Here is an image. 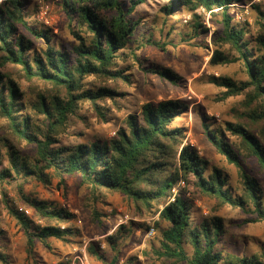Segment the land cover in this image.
Masks as SVG:
<instances>
[{"label": "trees", "instance_id": "1", "mask_svg": "<svg viewBox=\"0 0 264 264\" xmlns=\"http://www.w3.org/2000/svg\"><path fill=\"white\" fill-rule=\"evenodd\" d=\"M242 2L58 0L68 19L69 47L49 26L31 21L26 0L0 2V202L22 230L29 258L35 259L37 243L51 250L52 238L69 243L79 231L72 223L73 213L55 201L26 194L24 185L36 182L46 187L53 177L63 182L65 176L79 175L92 201L117 193L131 204L135 218L157 216L153 226L160 237L150 243L149 252L160 264H264L259 254L239 256L222 247L227 231L216 214L230 206L248 216L246 223L264 221V183L246 167L252 160L264 174V11L253 6V30L230 12L231 4ZM149 3H155L166 18L182 11L190 14L189 20L182 15L178 20L189 27L185 42L210 32L195 12L198 7L210 11L218 24L210 64L241 62L244 67L245 80L209 77L222 89L220 101L244 96L240 120L216 124L208 122L207 115L200 117L207 140L237 168L240 192L229 185L221 169L210 166L195 146L186 143L185 127L173 125L189 110L184 100L142 103L139 110L124 115L107 139L62 141L74 121L88 127L80 113L83 106L100 123L109 121L112 110H122L126 92L120 88L131 85L129 70L134 64L172 84L180 80L173 69L145 66L138 56L144 46L164 50L167 44L151 35L137 38L145 21L134 15ZM128 61L132 64L124 65ZM226 133L239 139L237 146L225 138ZM8 187L14 188L24 206L9 197ZM205 198L214 201L213 214L196 223L194 201ZM99 216L93 209V220L99 222ZM133 228L131 221L106 236L111 256L100 249L99 241L90 242L86 250L103 264H120V240ZM2 235L0 229V264H9ZM55 264L72 263L60 259ZM121 264L142 263L133 255Z\"/></svg>", "mask_w": 264, "mask_h": 264}, {"label": "rangeland", "instance_id": "2", "mask_svg": "<svg viewBox=\"0 0 264 264\" xmlns=\"http://www.w3.org/2000/svg\"><path fill=\"white\" fill-rule=\"evenodd\" d=\"M251 0H245L241 4L231 7L233 13L240 22H247L251 29L256 28L254 20L256 11L253 6L260 7L264 11V0H258L249 4ZM48 7V9H47ZM26 10L30 19L36 25H47L58 38L68 47L72 37L68 33V19L65 12L59 6L58 0H26ZM180 15L166 18L158 11L155 3L142 5L138 8L135 17H140L144 27L137 33V38H147L149 35L154 40L166 41L165 49L161 50L155 46H144L137 53L143 65L148 67L173 69L180 80L172 84L163 80L156 74L145 73L134 64L129 70L131 73V85H123L120 91L126 92L122 99V110H112L107 123H100L90 110L83 106L80 110L86 117L88 127H84L81 121H74L75 126L70 127L67 135L62 137L64 143L87 142L95 138L107 139L114 135L116 129L122 124L124 115L128 112L137 111L142 103L146 101L158 102L163 99H180L189 105L188 112L177 118L173 125H181L186 129V143L195 146L200 154L204 156L210 166L221 169L227 176L229 185L240 192L241 181L237 168L229 164L224 156L220 155L212 144L207 140L201 124V115H207L210 123L223 124L224 121L236 122L244 112V96L230 97L224 101L219 100L221 88L210 82L211 75H224L235 80H245L247 75L241 62L230 64L212 65L209 59L212 54V36L218 24L212 14L208 17L201 15L203 24L209 28L207 35L185 42L184 35H189V27L178 22L184 18L186 11ZM75 23V21H74ZM77 26V22L75 23ZM148 29V30H147ZM145 39H143L144 41ZM136 44V43H135ZM128 61L124 65H130ZM225 138L233 146H237L239 139L226 133ZM239 151V149H237ZM247 171L260 177L264 183V174L259 172L254 161H248ZM264 185V184H263ZM9 197L13 198L17 205L24 206L16 196L13 187H8ZM26 194L36 195L41 199L55 201L60 206L73 213L72 223L78 229V236L74 241L63 243L52 238V249L46 250L40 243L36 244L35 259L28 257L25 250V237L16 225L15 220L10 217L0 202V229L3 231L2 241L9 264H55L60 259L69 260L72 264H81V259L86 257L89 264H103L87 252V246L92 241L100 242V249L111 256L104 240L116 228L130 225L134 222L132 231L124 233L120 240V261L121 264L128 256L136 255L142 264H160L155 261L149 252V245L152 241L158 242L159 233L147 237L146 226L154 225V218H135L131 204L117 193H108L99 202L92 201L89 189L81 184L79 175L65 176L60 182L53 177L49 186H42L36 182H28L24 185ZM214 201L207 198L201 201H194L192 217L196 223L202 221L205 216L212 213ZM96 209L100 216L99 222L92 218V210ZM216 214L223 218L226 227V234L223 237L222 247L236 255L259 254L264 257V221L258 223H246L248 217L238 209L225 206ZM143 225V228L139 225ZM148 252V255L144 253Z\"/></svg>", "mask_w": 264, "mask_h": 264}, {"label": "built area", "instance_id": "3", "mask_svg": "<svg viewBox=\"0 0 264 264\" xmlns=\"http://www.w3.org/2000/svg\"><path fill=\"white\" fill-rule=\"evenodd\" d=\"M1 1L2 0H0V2ZM256 1H258V0H251V2L249 4H252V3L256 2ZM237 5H239V4L233 3L230 6L234 7V6H237ZM47 9H48V7H47ZM215 10H217V9H215ZM195 12L197 14H199V15H202V14L206 15L207 17L211 14L210 11H206L203 7H198ZM241 17L242 16H238V18H239L238 20H240ZM183 19H184V21L189 20L190 19V14L185 15V17ZM146 235H147V237H152V236L155 235V228H154L153 225L149 226L148 230L146 231ZM81 264H89L86 257H83V259H81Z\"/></svg>", "mask_w": 264, "mask_h": 264}]
</instances>
